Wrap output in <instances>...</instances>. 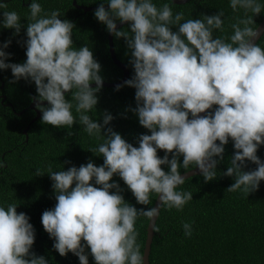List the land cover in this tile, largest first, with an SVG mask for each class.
Masks as SVG:
<instances>
[{
	"label": "clouds",
	"instance_id": "1",
	"mask_svg": "<svg viewBox=\"0 0 264 264\" xmlns=\"http://www.w3.org/2000/svg\"><path fill=\"white\" fill-rule=\"evenodd\" d=\"M229 7L242 13L230 24L231 35L215 34L225 32L224 9L185 19L183 11L174 13L169 3L158 7L153 0H102L95 8L98 22L116 39L123 38L128 49L133 74L115 90L135 89L136 106L127 111L150 133L137 137L138 147L109 126L114 117L107 110L102 123L88 114L103 88L102 65L87 44L74 47L75 23L61 19L59 9L46 12L31 0L26 38L17 41L26 49L23 63L9 60L13 54L5 49L11 38L0 43V70H11L10 83L34 82L37 94L31 99L42 124L72 129L79 123L102 141L87 149L103 157L100 166L89 159L66 170L53 171L49 165L46 172L35 171L36 176L48 173L52 181L56 203L42 212L41 224L60 256L71 252L79 264H89V249L95 264H144L137 220L147 218L159 232L155 220L162 207L183 211L193 199L191 191H177L188 178L180 169H198L194 175L205 183L216 179L230 140L234 152L223 176L233 177L234 183L225 191L248 197L259 190L264 181V160L257 155L264 145V46L259 43L264 28L255 26L254 18L264 12V3L229 0ZM7 8L0 0V9ZM117 21L127 27L118 29ZM0 27L14 29L15 36L24 26L16 11L4 10ZM249 162L256 167L249 169ZM6 166L0 158V169ZM114 175L137 204L151 205L155 194L157 205L145 209L128 203ZM18 205L0 204V264H49L32 251L35 228ZM182 227L191 237L192 223Z\"/></svg>",
	"mask_w": 264,
	"mask_h": 264
},
{
	"label": "trees",
	"instance_id": "2",
	"mask_svg": "<svg viewBox=\"0 0 264 264\" xmlns=\"http://www.w3.org/2000/svg\"><path fill=\"white\" fill-rule=\"evenodd\" d=\"M79 4L99 5L102 0H77ZM7 9H0L2 13L16 11L21 17L22 27L19 35H13L14 29L0 27V43L11 38V45L5 51L12 53L10 62L23 63L26 60V49L17 43L25 37L27 16L30 12L28 5L31 0H4ZM46 12L59 9L61 19H68L75 23L73 30L74 47L87 44L93 51L95 58L102 65L101 75L104 81H117L122 78L123 70L111 57L109 38L106 26L94 17V10L85 12L76 7L73 0H37ZM159 7L169 3L173 12L183 11L185 19L199 18L201 13L212 15L220 9L225 11V32L217 31L216 35H231L230 24L235 16L229 7V0H189L177 4L172 0H153ZM264 3V0H260ZM264 12L255 17L256 25L262 21ZM127 27L123 25L120 28ZM175 30V28L173 29ZM259 43L264 46V38ZM117 57L124 62L129 70V78L133 69L129 65L128 49L123 38L114 37ZM128 78V79H129ZM10 69L0 70V158L6 167L0 169V204H19L17 211L25 212L30 217L36 232V239L32 251L43 255L49 264H79L77 256L71 252L67 256H60L53 249L51 239L41 224L42 212L53 208L55 194L52 190L49 174L36 176L37 168L47 171L51 165L53 171L66 170L75 165L79 167L91 159L97 166L103 163V157L93 154L87 149L95 148L100 142L84 132L79 123L72 129L57 128L44 125L40 122L41 116L32 122L36 111L29 108L36 96L35 84L21 79L10 83L12 80ZM135 89L124 86L119 91L114 86H103L97 93L99 100L88 114L93 119L102 123L103 112L107 110L114 119L111 127L134 146L138 147L137 137L148 130L139 125L138 117L128 107H135ZM70 98V95L67 97ZM73 114L76 115L73 108ZM126 117V118H125ZM29 125L27 133L24 129ZM68 132L74 135L68 136ZM28 135V140L26 139ZM234 152L231 140L225 146L224 161L218 165L217 178L204 182L201 175H193L177 188V191H191L193 199L184 206L183 211L161 208L156 226L150 253L151 264H264V181H261L259 190L250 193L248 197L243 193L226 192V188L234 183L233 177L223 176V172L230 166L231 155ZM158 155L163 157L164 151L158 150ZM257 155L264 160V145H261ZM171 158V157H170ZM181 163H182V157ZM70 160L71 164H64ZM165 171L167 165H162ZM255 164L249 162L248 168L254 169ZM248 170V169H245ZM180 172H185L183 168ZM113 180L123 189L125 200L137 208L154 207L157 196L152 195L151 205H139L135 197L119 176ZM115 191V189L111 190ZM191 222L193 232L191 237L184 235L182 224ZM149 220L140 217L136 228L139 232L137 243L141 245V254L144 253L147 227ZM89 253V264H95Z\"/></svg>",
	"mask_w": 264,
	"mask_h": 264
},
{
	"label": "water",
	"instance_id": "3",
	"mask_svg": "<svg viewBox=\"0 0 264 264\" xmlns=\"http://www.w3.org/2000/svg\"><path fill=\"white\" fill-rule=\"evenodd\" d=\"M172 1L174 3H177V4H182V3L188 2L189 0H172ZM73 4L76 7L83 9L85 12L90 11V10H95V8L98 7V5L79 4L77 0H73ZM105 7H108V5L105 4ZM122 26L123 25L119 21H117L118 29ZM259 26L264 28V16H263V19L260 22ZM108 38H109V50L111 53V57L114 60V62L122 68L123 76L121 79H119L117 81H104L103 86H114V87H116L117 84H123V82L129 78L130 70H129L128 66L117 57L115 45H114V36L112 34H110L109 32H108ZM92 86L95 87V84L93 83ZM44 103L47 104L46 101ZM35 105H36V102L34 100L29 105V108L34 109L36 111V116L32 119V122L36 121L42 115V113L39 111V109L36 108ZM28 128H29V125L24 129L25 133H27ZM26 139L28 140V135H26ZM198 172H199L198 169H191L188 172H182L181 175L189 178V177L193 176L194 173H198ZM157 203H158V197L155 200L154 207L157 205ZM157 219L155 220V225H156ZM154 236H155V231L152 227V221H149V224L147 227V238H146V243H145V248H144V253H143L144 264H151L150 253H151V249H152V243H153Z\"/></svg>",
	"mask_w": 264,
	"mask_h": 264
}]
</instances>
